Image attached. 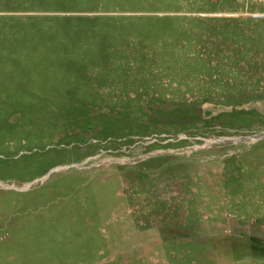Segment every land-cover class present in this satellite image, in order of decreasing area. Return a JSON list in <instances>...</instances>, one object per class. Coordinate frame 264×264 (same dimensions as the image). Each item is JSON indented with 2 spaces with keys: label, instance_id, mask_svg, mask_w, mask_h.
Segmentation results:
<instances>
[{
  "label": "rangeland",
  "instance_id": "1",
  "mask_svg": "<svg viewBox=\"0 0 264 264\" xmlns=\"http://www.w3.org/2000/svg\"><path fill=\"white\" fill-rule=\"evenodd\" d=\"M0 264H264V0H0Z\"/></svg>",
  "mask_w": 264,
  "mask_h": 264
}]
</instances>
